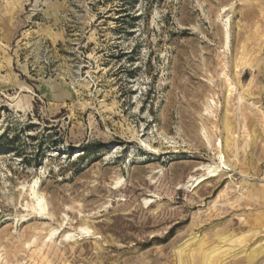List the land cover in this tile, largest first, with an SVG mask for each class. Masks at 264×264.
<instances>
[{"label":"rangeland","instance_id":"1","mask_svg":"<svg viewBox=\"0 0 264 264\" xmlns=\"http://www.w3.org/2000/svg\"><path fill=\"white\" fill-rule=\"evenodd\" d=\"M205 254L264 264V0H0V264Z\"/></svg>","mask_w":264,"mask_h":264},{"label":"bare ground","instance_id":"2","mask_svg":"<svg viewBox=\"0 0 264 264\" xmlns=\"http://www.w3.org/2000/svg\"><path fill=\"white\" fill-rule=\"evenodd\" d=\"M218 157H219V162L222 164V165H225V159H224V155L223 154H221V153H219V155H218ZM223 167V166H222ZM210 169V168H209ZM209 172H213L212 170H210ZM202 181V179L201 180H199L198 181V183L199 182H201ZM36 183V182H35ZM35 186V185H34ZM34 186L33 187H31V193H32V196H33V201L31 202V204H30V208L32 209V210H34V211H37L38 213H41V212H45V210H46V201H45V198L38 192V191H36L35 189H34ZM82 230H86L87 231V228H81ZM51 234V236H52V233H50ZM67 237V236H66ZM221 248V247H220ZM205 253V252H204ZM203 253V254H204ZM212 253H214V251H212ZM211 254V253H210ZM201 255H202V253H201ZM253 255V254H252ZM204 258H203V264H208V263H210L212 260H211V258H210V256H209V254H205L204 256H203Z\"/></svg>","mask_w":264,"mask_h":264},{"label":"trees","instance_id":"3","mask_svg":"<svg viewBox=\"0 0 264 264\" xmlns=\"http://www.w3.org/2000/svg\"><path fill=\"white\" fill-rule=\"evenodd\" d=\"M180 225H181V223H179V222H177V223H175L174 225H172V226L169 228V230L166 232L165 237H166V238L170 237V236L174 233V231H175Z\"/></svg>","mask_w":264,"mask_h":264}]
</instances>
